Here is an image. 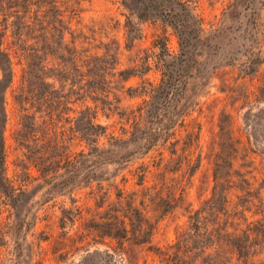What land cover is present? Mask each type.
<instances>
[{"label":"trees","instance_id":"obj_1","mask_svg":"<svg viewBox=\"0 0 264 264\" xmlns=\"http://www.w3.org/2000/svg\"><path fill=\"white\" fill-rule=\"evenodd\" d=\"M165 1L180 6L184 13L178 15L172 8L162 11L146 5L142 10L135 6L134 12L126 0H121V5L138 21L159 20L169 26L178 38V53L171 54L166 37H158L151 49L139 58V64L117 70L119 43L111 38L107 44H93L95 29L89 28L88 36L72 29V18L79 14L76 8H71L67 16L57 0H0V178L7 179L6 93L14 82L13 59H17L22 70L12 96L19 112V127L13 140L19 147L29 149L32 142L44 141L38 136L40 125L46 127L43 139L48 148L57 146L58 121L55 123L53 117H62L60 109L66 110V115L75 113L72 106L82 101L84 108L76 112L78 116L65 118L70 124L68 133H61L68 142L78 139L84 143L86 151L81 150L77 156L93 157L97 162L103 161L102 164H124L125 168L134 165L133 159L150 158L151 164L142 162L135 168L134 185L141 191L154 192L150 201L153 212L161 213L160 219L176 210L185 215V224L175 241L165 248L158 247L152 243L157 223L147 220L144 228L142 211L135 206L137 191L124 196L122 188L111 185L118 189V203L122 205L125 200L128 209L106 215L96 232L102 235V240L109 238L116 243L107 254L108 264L119 261L138 264L129 256L127 242L138 252L156 258L159 264H264V178L257 183L258 175L264 177L261 165L264 146L258 153L247 136L245 140L242 138L233 116L226 111L219 117L210 196L197 208L187 202L192 175L201 165V156H194L199 148L200 127H193L195 130L187 132L183 139L177 138L176 130L186 128L188 113L180 103L187 91V81L195 75L186 64V34L195 37L204 28L203 20L194 13L195 6L185 11L188 2ZM257 26L256 21L255 31ZM124 29L126 41L141 40V29L128 16ZM249 47L251 58H247L239 71L241 78L252 80L263 58L260 50L255 53L257 49ZM151 68L160 74L157 85L143 80L139 86L126 90L131 99L145 97L141 105L123 107L120 97L113 95L110 99L115 78L127 82L132 77L146 75ZM244 96L245 103L264 105V83L256 92L245 85ZM99 111L108 120L114 116L119 119L118 123L124 120L118 133L110 130L113 125L97 122ZM76 124L77 128L73 126ZM102 139L105 141L101 142ZM132 145H135L133 150L129 149ZM112 148L123 149L125 153L119 154ZM106 153L113 155L102 158ZM256 157H260V167L256 165ZM75 160L69 163L74 165ZM148 175H152L153 184L145 188ZM143 264H147L146 259Z\"/></svg>","mask_w":264,"mask_h":264},{"label":"rangeland","instance_id":"obj_2","mask_svg":"<svg viewBox=\"0 0 264 264\" xmlns=\"http://www.w3.org/2000/svg\"><path fill=\"white\" fill-rule=\"evenodd\" d=\"M57 1L67 16L71 8L79 10L78 16L72 18V29L77 33L82 31L88 36L89 28L96 30V42L93 44H107L111 38L117 40L120 45L117 70L133 68L139 64V58L151 49L158 37H166L171 54L176 55L179 51L178 38L169 26L159 20L138 21L135 15L121 5V0ZM150 1L151 5L148 0H126V4L134 12L137 10L135 6L142 10L146 5L150 9L156 7L162 11L172 8L178 15L184 13L180 6L168 1ZM182 1L189 4L185 11L195 6L194 13L203 20L204 28V32L195 37L186 34V64L190 68L189 72L195 75L187 81V91L180 103L188 113L185 118L186 128L176 130L177 138L183 139L187 132L195 130L193 127H200L199 148L194 156H201V165L192 175L187 189V202L197 208L210 196L212 160L222 111L233 116L239 134L244 140L248 137L258 153H261V147L264 146V105H251L245 103L244 99L245 85L256 92L264 83V0ZM126 16L141 29V40H134L133 43L126 41ZM256 21L259 26L255 31L253 28ZM249 46L257 49L255 53L260 50L263 58V64L252 80L241 78L239 71L247 58H251ZM229 62L231 65H227ZM13 63L14 82L6 93L7 125L4 143L7 179L0 178V264H108L107 254L111 253L110 247H115L116 243L109 238L102 240V235L96 232L106 215L117 214L121 208L128 209L125 200L122 205L118 203L120 188L124 190V196L137 191L135 206L142 211L144 228L147 220L157 223L152 238L154 245L165 248L175 241L186 221L183 212L176 210L160 219L161 213L153 212L154 205L150 201L154 192L141 191L140 187L134 185L137 181L132 176L135 168L142 162L151 164L150 158L133 159L134 165L126 168L124 164H102L103 161L97 162L93 157L77 156L81 150H85L84 143L78 139L68 142L65 135H61L63 131L68 133L70 126L65 118L78 116L76 112L84 108L82 101L72 106L75 113L66 115L67 111L60 109L62 117H53L55 123L58 121L57 146L51 145L48 148L45 144L46 139L43 138L47 130L43 125L38 129V136L44 141L38 144L32 142L29 149L17 145L13 135L19 127V112L13 102L12 91L19 84L22 64H18L17 59H13ZM143 80L157 85L160 74L151 68L146 75L132 77L127 82L115 78L110 99L113 95L120 97L123 107L141 105L146 98L131 99L126 90L139 86ZM56 88L59 89L58 84ZM88 105L93 106L91 103ZM118 121L116 116L108 120L100 111L98 113L97 122L103 126L113 125L110 130L114 129L116 133L124 123V120L121 123ZM73 126L77 128L79 125ZM114 149L119 154L125 153L123 149ZM129 149H135V145ZM25 155L30 156V159ZM112 155L106 153L102 158ZM165 155L168 156L167 151ZM73 158L76 162L71 165L69 160ZM259 163L260 157H256V165L260 167ZM261 165L264 166V162ZM257 178V183H260L264 177L258 175ZM147 181L145 188L152 186V175H148ZM111 185L119 187L116 189ZM125 248L131 250L129 256L137 260L138 264H143L145 259L147 264H159L156 258L138 252L128 242ZM118 264L125 263L119 261Z\"/></svg>","mask_w":264,"mask_h":264}]
</instances>
